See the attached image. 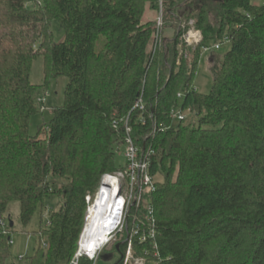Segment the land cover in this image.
Listing matches in <instances>:
<instances>
[{
  "label": "trees",
  "instance_id": "obj_1",
  "mask_svg": "<svg viewBox=\"0 0 264 264\" xmlns=\"http://www.w3.org/2000/svg\"><path fill=\"white\" fill-rule=\"evenodd\" d=\"M162 13L159 30V0H0V264L11 256L13 201L24 228L39 214V229L27 232L38 238L29 264L76 262L86 198L124 169L127 128L140 154L153 151L157 185L143 200L154 205L156 236L133 237L134 258L264 264V3L163 0ZM190 21L203 35L195 47L182 39ZM225 39L231 49L212 54V88L200 94L203 48ZM38 59L45 77L35 85ZM59 77L68 80L64 104L32 134L43 114L37 96ZM186 112L195 122L176 118ZM131 213L126 235L139 225ZM126 252L115 245L113 264Z\"/></svg>",
  "mask_w": 264,
  "mask_h": 264
},
{
  "label": "built area",
  "instance_id": "obj_2",
  "mask_svg": "<svg viewBox=\"0 0 264 264\" xmlns=\"http://www.w3.org/2000/svg\"><path fill=\"white\" fill-rule=\"evenodd\" d=\"M162 2L163 0H160V14L157 18V27L159 30L163 25ZM193 24L194 22L190 21L191 28L182 37L183 41L190 47L199 45L203 40L202 32L198 29H195ZM224 42H227V39H225ZM221 44L222 42L204 47L203 53L207 54L211 51L219 50ZM46 97L44 99H40L39 102H45ZM139 105L140 104L138 103L136 107H139ZM44 110L45 108L42 106V111ZM176 118L181 121L184 120L185 116L184 114L177 113ZM130 134L131 129L127 128V137L123 146L126 162L124 169L114 173L113 175L106 174L102 177L96 201L93 206L88 207L86 223L81 236L78 251L80 255L79 257L86 256L91 260L96 258H91L89 256L88 250L83 246L82 243L87 232V227L92 218V209H94V207L98 204V199L103 193V188L108 189L107 194L110 199V204L107 208V211H103L102 213V218L105 220V225L99 228V234L103 235V238L101 237L96 256L106 246H108L110 242H113L114 235L116 233L127 229L129 214L131 213L132 208L139 210L144 216H135V221H138L137 223L139 225L133 230V233L125 241V243H127L125 264L129 263V259L132 258L134 254L133 237L139 236L140 243L154 241L156 236L155 208L152 202H148L143 205L144 196L149 193H154L157 190L156 181L150 173L151 155L153 154V151H149L146 155H144L145 151L140 154L141 150L138 146H136ZM91 199V196H87L86 201L88 205L91 204ZM156 247L157 245L154 243V248L156 249ZM154 248L153 250H155ZM147 253L148 251H145V254ZM156 255H158V253H156ZM134 264H145V260L143 258L137 259Z\"/></svg>",
  "mask_w": 264,
  "mask_h": 264
},
{
  "label": "rangeland",
  "instance_id": "obj_3",
  "mask_svg": "<svg viewBox=\"0 0 264 264\" xmlns=\"http://www.w3.org/2000/svg\"><path fill=\"white\" fill-rule=\"evenodd\" d=\"M253 3L257 5L259 3H264V0H253ZM53 32H54L56 41L58 42L63 41L64 32L59 30L57 25L53 26ZM166 33H167V36H170V37L173 35V31L171 29H167ZM104 43H105V38L104 37L100 38L96 44L97 52L103 49ZM230 49H231L230 43L224 42L221 44L219 50L211 51L202 56L197 73H196L195 81H194V89L197 90V92H199L200 94H209V92L211 91L212 77L210 74L209 67H210V58L212 54H214L218 58H222ZM44 77L45 76H44L43 60L38 59L34 62L32 70H31V82L35 85H40L41 83H43ZM67 82L68 80L66 77H59L57 79H51L48 85V91L46 90V91L39 92L37 96V100H36L37 106L40 107L41 111H42V106H44L45 110L42 111L43 114H39L32 119V124H31V129H30L32 134H35L37 132L39 126L43 125L44 123L48 122L51 119L52 110L54 108L60 107L64 104L65 89L67 86ZM45 97H46V101L43 103H40L39 100L44 99ZM184 116L186 117L187 123H191L194 120H196L191 115H189L188 112H186ZM117 161L119 165L121 166L125 165L126 162H125V157H124V148H122L118 152ZM99 188L93 195H89L91 196L92 199H91V204L88 205V207L89 206L91 207L94 205L97 195H98ZM55 203H57V201H55ZM53 206L51 205L47 206L46 210L50 209V207H53ZM87 212H88V209H87ZM131 214L132 213L129 214V219L131 218ZM135 216L143 217L144 215L139 210H136ZM45 217L47 218V216ZM6 219H8V221L11 220V222L14 223V227L11 228V234H10L12 246H11V256L8 261V264H29V259L32 257L35 249L38 247V238L35 235H32V234L29 235L27 232H33L39 229V214L35 215L30 226L24 228L20 222V203L17 201H13L9 203L8 205ZM85 223H86V218H85ZM127 230H128V225H127V229H124L122 232L116 233L114 235L113 242H110L108 246H106L101 252H99V254L96 256L94 260H91L88 257L87 258L91 260L94 264H113L119 257L118 254L112 253L113 247L115 245L116 247L117 245L120 246L121 242L124 243L127 240V238L131 235L130 233L126 235ZM79 246H80V243H79ZM112 256L114 257L113 260L110 259ZM137 259H140V258H134V257L130 258L128 264H134V262ZM125 263H126V257H125L124 264Z\"/></svg>",
  "mask_w": 264,
  "mask_h": 264
},
{
  "label": "bare ground",
  "instance_id": "obj_4",
  "mask_svg": "<svg viewBox=\"0 0 264 264\" xmlns=\"http://www.w3.org/2000/svg\"><path fill=\"white\" fill-rule=\"evenodd\" d=\"M107 192L108 189L103 188V193L98 199V204L94 207V209H92V218L87 227V232L82 243L83 246L88 250L89 256L91 258L96 257V252L98 246L100 245L101 237L103 238V235L99 234V228L105 225V220L102 218V213L103 211H107V208L110 204V199Z\"/></svg>",
  "mask_w": 264,
  "mask_h": 264
},
{
  "label": "water",
  "instance_id": "obj_5",
  "mask_svg": "<svg viewBox=\"0 0 264 264\" xmlns=\"http://www.w3.org/2000/svg\"><path fill=\"white\" fill-rule=\"evenodd\" d=\"M10 227H11V228L13 227V223H12V222H10ZM119 247H120V246L117 245L116 249L119 250ZM79 256H80V255H79V253H78L77 256H76V262H75V263L78 262Z\"/></svg>",
  "mask_w": 264,
  "mask_h": 264
}]
</instances>
